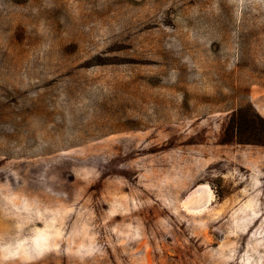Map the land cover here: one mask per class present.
<instances>
[{
	"label": "rangeland",
	"instance_id": "rangeland-1",
	"mask_svg": "<svg viewBox=\"0 0 264 264\" xmlns=\"http://www.w3.org/2000/svg\"><path fill=\"white\" fill-rule=\"evenodd\" d=\"M249 103L264 0H0V264H264Z\"/></svg>",
	"mask_w": 264,
	"mask_h": 264
},
{
	"label": "trees",
	"instance_id": "trees-1",
	"mask_svg": "<svg viewBox=\"0 0 264 264\" xmlns=\"http://www.w3.org/2000/svg\"><path fill=\"white\" fill-rule=\"evenodd\" d=\"M221 142L264 146V120L250 103L232 111L222 129Z\"/></svg>",
	"mask_w": 264,
	"mask_h": 264
},
{
	"label": "bare ground",
	"instance_id": "bare-ground-1",
	"mask_svg": "<svg viewBox=\"0 0 264 264\" xmlns=\"http://www.w3.org/2000/svg\"><path fill=\"white\" fill-rule=\"evenodd\" d=\"M211 197L212 196L210 194V191L209 192H206V191H202L201 189H199L196 192H194V197L193 198H194V203L197 204V205H199V204H204V203L206 204V203H208L211 200L210 199Z\"/></svg>",
	"mask_w": 264,
	"mask_h": 264
}]
</instances>
